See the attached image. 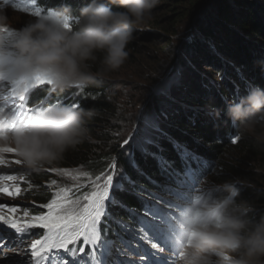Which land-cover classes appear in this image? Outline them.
I'll return each mask as SVG.
<instances>
[{"label":"trees","instance_id":"1","mask_svg":"<svg viewBox=\"0 0 264 264\" xmlns=\"http://www.w3.org/2000/svg\"><path fill=\"white\" fill-rule=\"evenodd\" d=\"M190 1L180 14L182 17L189 14L192 19L193 15L200 11L201 16L195 27L196 37L198 35L200 37L191 38L183 51L191 54V62L194 65L201 66L204 64V66H209L218 71L219 80L215 84H219V88L206 84L202 79L196 78V75L190 78L191 71L182 61L181 67L188 73L183 74L184 78L183 76L180 77V79L182 78L181 82L189 79L191 84H194L196 81L200 85V91H204V94L210 90L213 92L210 93L209 97H202L196 101L193 98H183L184 100L179 103L165 105L164 110L158 113L160 130L153 133L148 143L144 142L139 145L143 152L132 143L125 144L129 125L131 126L135 115L133 116L129 112L127 115L125 114L126 110L122 111L119 106L121 101L119 92L122 87L109 79H111L110 75L112 74L123 70H133L138 59H140L142 46L145 45L142 41L153 40V44H155L157 37L155 34L142 33L134 29L133 39L127 48L128 60L118 72L105 74L103 82L98 87L83 89L77 96L73 94L75 90L65 92L63 95H48L47 87H37L33 89L30 100L32 102L40 101L43 105H45V100H49L52 104L69 105L73 102L78 104L80 109L90 110L94 113L93 118L86 122L89 141L74 151L69 150L63 159L53 166L56 168L82 167L91 175H96L103 172L109 162L114 160L125 186L124 190L123 188L120 189L119 197L115 199L116 201H119V198L123 199L126 208L129 206L137 207L134 198L136 189L130 187L128 181L139 180L145 187H151V184L154 183L152 182L153 178L159 179L158 176L162 175L159 172L158 161H169V164L172 163L177 166L179 163L177 155L179 153L186 154L185 151L190 150L200 160L212 162L208 172L212 174L213 177L210 176V180L214 183L222 185L230 182L233 178L247 182V185L244 183L240 189L238 203L245 202L249 207L259 205V208L253 209L252 213V218L258 221L261 216H264V191L260 190L258 186L254 187V184L256 185L257 182L264 183V148L255 144L252 136L248 134H244L236 143L232 142V137L237 131L232 128V123L227 117L229 105L225 101H227V94L231 95L232 102H239L240 98L246 96L252 89L264 91V60L260 61L261 55L264 56V0ZM91 2L92 0L46 1L49 5L71 9L74 17H78L80 10ZM104 2L107 4V0ZM108 6L113 11H123L114 5L109 4ZM27 22L23 23L24 27L35 22V20ZM227 26L232 30L231 32L228 31ZM231 27H235L237 30L233 31ZM205 37L214 39L212 42H215L213 45L215 52L220 47L222 52L230 57L229 63L236 65L233 69L225 70L221 67V63L213 52H210L203 44ZM249 49L251 55L247 53ZM150 50V47L146 48V52ZM249 67L252 69L249 70ZM98 70L99 54L98 62L91 67L93 73ZM181 71L183 70L181 69ZM224 71L229 77L231 76V80L227 79L228 76H223ZM238 74L241 76L240 78ZM145 80L149 83L153 81L150 76L146 77ZM131 92L133 91L131 90ZM140 96L139 94L130 95L131 103ZM143 97L145 98V95ZM154 98L152 93L148 102L145 99V104L157 103L159 107L161 99L158 97L155 100ZM120 122L126 125L121 126ZM259 132L260 130L256 134L259 135ZM238 136H240L239 132ZM133 160L138 168L132 166ZM168 169H172L171 164ZM25 175H29L38 184H41L43 180V175L40 173L27 171ZM175 177L181 182L184 175L178 173ZM192 177L199 179V181L203 179L195 170H193ZM193 184L195 182L192 179L186 181L188 188ZM46 197V192L40 188L35 192L33 198L43 202ZM115 199L109 203L113 207L117 206ZM22 200L33 201V199L24 197ZM116 209L114 208V210ZM117 245L120 246L121 244L118 243ZM261 264H264V261Z\"/></svg>","mask_w":264,"mask_h":264},{"label":"clouds","instance_id":"2","mask_svg":"<svg viewBox=\"0 0 264 264\" xmlns=\"http://www.w3.org/2000/svg\"><path fill=\"white\" fill-rule=\"evenodd\" d=\"M157 3L92 0L78 17L63 8L55 10L53 18H36L19 30L13 44L22 61L19 74L48 82V95L98 87L105 74L124 66L133 30L150 18ZM109 4L123 11H113ZM9 30L8 18L0 12V36ZM98 54L99 70L93 73ZM93 116L90 110L58 103L31 111L22 122L10 111H0V153L14 151L25 169L39 173L89 141L86 122ZM227 117L240 133L237 139L248 134L264 148V91L252 89L239 102L230 103ZM208 185L202 182L177 209L178 231L170 241L176 264H261L264 216L256 221L253 209L238 203L243 184Z\"/></svg>","mask_w":264,"mask_h":264},{"label":"rangeland","instance_id":"3","mask_svg":"<svg viewBox=\"0 0 264 264\" xmlns=\"http://www.w3.org/2000/svg\"><path fill=\"white\" fill-rule=\"evenodd\" d=\"M4 2L6 3L5 7ZM4 2H2L3 7L0 8V12H3L7 16L10 30L0 36V41L3 42L2 45H0V81L3 82L1 90L9 92L10 96L15 95L16 99L19 100L18 97H20L23 92H26L28 89L35 86V81L29 76L19 74L18 66L22 61L19 58V54L14 50L13 44L19 39L18 33L20 29L24 28L23 23L43 17L30 7L19 8L18 6H15L12 3V0H4ZM190 2V0H158L157 6L152 11L150 18L147 19L144 24L139 25L136 28V30L141 31L142 33L155 34L157 36L155 38L156 43L153 44V40L142 41L145 45L142 46L143 49L139 55L140 59H138V63L133 70H123L122 72L110 75L111 79L109 80L114 81V83L119 84L122 87L119 92L121 97L119 106L122 111L126 110L125 114L127 115L128 112L133 116L135 115L133 122H131V126L129 125L125 144L132 143L142 152L143 150L139 145L144 142L148 143V141L151 140L153 133L160 130L159 126L161 125L159 123L158 113L161 110H164L165 105L179 103L181 100H184L183 98H193L194 101H196L202 97H209L210 93L212 94L213 92V90H210L207 94H204V91H200V85H198L196 81L194 84H191L189 79H186L184 82L182 80L181 82L182 78L180 79V77L183 76V74L185 75V73H188L183 67H181L182 61L191 71L192 75H190V78L196 75V78L202 79L206 84L219 88V84H215L218 83L217 80H219L218 71L209 66H204V64L201 66H198L197 64L194 65V63L191 62V54L183 51L191 38L195 39L200 37L199 35L196 37L197 34L195 33L196 23L201 16L200 11L198 14L196 13L193 15L192 19L189 14H186L185 17H182L180 14L185 5ZM227 28H229V26H227ZM231 28L233 31L237 30L235 27ZM228 31L231 32L232 30L229 28ZM213 40V38L205 37L203 40L204 42H202L210 52H213L215 57L221 63L223 69H233L236 65L229 63L230 57L222 52V48L219 47L216 50L217 52L214 51L213 45H215V42H212ZM147 47H150L151 49L148 52H146ZM247 53H250L251 55L250 49ZM194 54L196 55L195 52ZM262 60H264V56L261 55L260 61ZM181 69L183 71H181ZM248 69L250 70L252 67H249ZM148 76L153 79L152 83L145 80ZM223 76H228L227 79L231 80V76L229 77L226 71H224ZM238 77L240 78L241 76L238 74ZM191 81L194 82L193 79H191ZM188 84L191 86L189 85V87H186ZM131 90L133 92H131ZM79 93V90H75L73 94L77 96ZM152 93L155 100L158 97L161 99V105L159 107L157 106V103L150 105L151 102H149V105L145 104V99H147L146 102H148ZM138 94L141 95V98L139 97L135 102L131 103L130 95ZM144 95L145 98L143 97ZM226 97L227 101L225 102L229 105L232 103L231 95L227 94ZM120 125L124 126L126 124L120 122ZM258 130L259 129L256 130V133ZM0 160H3L7 165L6 167H0L2 177L12 176L13 174L18 173V171L25 169L21 162L12 163L13 160L19 161V159L10 153H0ZM25 170L29 171L27 169ZM86 171L87 170L83 171L82 168L78 167L68 169H56L53 166L46 167L39 172L47 178L45 181L41 182V185L45 186L46 189L50 191L49 195L52 199L57 198L53 195L55 192H58L61 189H67L70 198L66 199L60 197L57 199L62 203L76 204L77 200L82 201L85 195L91 193L93 187L99 188L100 185L98 181L102 177L111 175L112 186L107 190L109 196L111 189L116 186L119 176V170L116 163H111L110 167L107 168L104 173L95 178L87 176L85 173ZM65 173H68L69 175H65ZM200 181H207L209 183L208 186L219 185L210 180V176L206 179L203 178ZM235 181H240L242 184L245 183V185H247L246 181H242L238 178H233L228 183H233ZM0 182V187L8 186L6 181L0 180ZM104 182L106 183V181ZM32 184L34 186L36 185L35 182ZM86 185L87 187H85ZM199 185L197 186L199 187ZM257 186L260 190L264 191V183L257 182L256 185L254 184V187ZM77 187H79V190H77ZM197 190L198 189H196V191ZM96 194L97 193H93L92 195ZM107 199L108 197L104 200L103 205ZM0 206L16 207L20 209L22 213L35 210L39 215L46 214L44 210L45 205L35 201L11 199L0 196ZM76 206L79 205L76 204ZM83 206L88 207L89 209L92 207L91 203H86ZM251 208L257 209L259 208V205L256 204ZM15 220L22 226L33 222L28 217L20 215L15 217ZM7 231L11 232L12 230ZM46 231L47 229H30L28 232V235L30 236L27 235L19 240L16 235H8L11 242L17 247L12 254V258H21L22 260H25L23 264L31 262L29 248L33 244H37L39 240L43 239V233H46ZM20 240L23 242H20ZM78 246L80 247V245ZM98 249L103 250L104 248L98 246ZM81 250H85V248ZM63 255L65 254L61 253V256Z\"/></svg>","mask_w":264,"mask_h":264},{"label":"snow or ice","instance_id":"4","mask_svg":"<svg viewBox=\"0 0 264 264\" xmlns=\"http://www.w3.org/2000/svg\"><path fill=\"white\" fill-rule=\"evenodd\" d=\"M47 84L48 82L46 81H35V86ZM23 98L22 95L18 97L20 100H23ZM18 122L20 121L18 120ZM4 153L16 156V153L12 150H5ZM19 162L18 160L12 161V163ZM6 166L4 161L0 160V167ZM65 175L69 174L65 173ZM0 180L6 181L7 185L12 186V190L8 186L0 187V196L16 199L21 194L20 188L16 187V185L22 181H18L15 175L0 177ZM98 183L100 185L99 188L93 187L91 193L85 195L82 201H76V204L79 206L62 203L57 199L60 197L69 199L70 194L67 189L55 192L53 195L57 198H53L50 203L44 206L46 214L30 217L27 211L22 213L23 217H28L33 221L23 226L15 220V217L21 214L20 209L0 206V231L7 232V230H12L11 232H7V235H16L19 240L28 235L27 229H47L46 233H43L44 238L29 248L32 264H57V260L60 261V264H66L69 260L72 261V264H80L74 257L77 253L83 256V252H81L83 248H87L91 258L90 260H86L85 264H91L92 260L98 259L94 255L95 251L98 250V245L99 247H103L105 252L111 250V242H102L99 233L101 217L104 215L103 202L108 197L107 190L112 186L111 175L102 177ZM128 183L130 187L135 186L131 181H128ZM192 187L194 188L195 184ZM93 193L97 194L92 195ZM172 195V193H169L168 198L157 200L150 207L144 208L140 218L136 221L135 227L132 229L134 233L132 240H121L120 243L124 247L131 249L134 242L143 244L151 238V249H157V245H159L160 250L174 253L170 241L178 231L176 224L178 217L172 209L182 208L190 200L191 192L189 191L184 194V199L181 203H176L172 199ZM86 203H91V209L83 206ZM116 223L117 227H121L119 222ZM121 231L128 233L126 227H121ZM20 242L23 241L20 240ZM77 245H80V247L77 248ZM0 248H2V245H0ZM57 253H64L65 255L57 257ZM0 254H2V251H0ZM176 261L177 257L174 253L172 264H176ZM160 264H167V258H162Z\"/></svg>","mask_w":264,"mask_h":264},{"label":"bare ground","instance_id":"5","mask_svg":"<svg viewBox=\"0 0 264 264\" xmlns=\"http://www.w3.org/2000/svg\"><path fill=\"white\" fill-rule=\"evenodd\" d=\"M35 89H36V88H35ZM185 153H187V151H185ZM0 177H2L1 173H0ZM0 183H1V182H0ZM197 185H198V184H196L195 187H198ZM112 201H113V200H112ZM101 226H102V225H101ZM99 228H100V225H99ZM116 245H117V244H116ZM100 251H102V250H100Z\"/></svg>","mask_w":264,"mask_h":264}]
</instances>
